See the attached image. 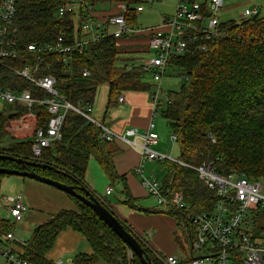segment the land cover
Returning a JSON list of instances; mask_svg holds the SVG:
<instances>
[{
    "label": "trees",
    "instance_id": "obj_1",
    "mask_svg": "<svg viewBox=\"0 0 264 264\" xmlns=\"http://www.w3.org/2000/svg\"><path fill=\"white\" fill-rule=\"evenodd\" d=\"M62 1L21 0L18 3L21 57L15 62L18 67L30 59L26 48L31 42L44 45L63 35L66 43L73 44L76 37L81 40L85 36L81 26L84 19L91 15L83 10L82 5L79 31H76L72 13L63 16L57 14ZM145 1L84 0L96 8L100 5L109 7L126 4L129 9L125 18L131 26H137L140 12L135 8L136 5ZM112 10L108 9L103 14L109 16L116 12ZM221 26L225 34L214 41H207L206 50L191 49L169 59L168 65L180 69L181 85L174 97L169 93L160 112L166 118L171 133L177 136L180 148V157L177 159L191 165L211 161L219 172L236 170L250 179H257L264 174V16L258 11L256 18L230 19L222 22ZM151 35L150 31L145 32L141 38L145 42H141L135 38L137 36L116 38L102 33L99 40H90L77 47L69 55L67 63L63 61V55L49 54L46 62L52 65L49 72L56 77L58 93L92 116L97 88L100 83L106 82L109 86L106 111L94 122L77 111L69 110L62 126V139L53 141L44 148L42 156L35 159L32 155L34 139L19 136L11 138L7 130L9 115L18 114L17 111L21 114L24 109L18 104L4 103L0 109V154L49 164L55 169L36 166L28 169L66 184L87 188L85 177L89 159L95 157L112 184L121 185V192L126 195L122 202L131 208L150 212V209L138 208L136 205L125 174H119L115 165L114 158L119 148L114 143L115 139L103 136L100 124L110 128V124L105 123L106 114L110 107L119 104L121 94L130 91L151 94L155 91V83L148 80L151 72L136 66L129 70L127 67L133 64L134 58H122L128 52L135 54L146 51ZM84 69L90 71L89 76L82 75ZM0 75V86L3 88L16 92L29 88L34 94L46 96L26 79L8 76V72L3 69H0ZM88 107H92V110L88 111ZM34 109L38 112V125L45 127L50 118L47 107L37 103ZM162 163L166 168V174L161 179L164 194L171 196L181 191L194 212L212 210L218 195L199 180L194 169L169 159ZM0 167L26 169L21 164L1 158ZM68 195L75 200L79 209H63L48 221L37 225L31 241L23 247L24 258L35 264H56L47 255L60 232L71 227L92 248V253L76 255L71 264H142L135 253L129 256L131 249L92 208L73 195ZM99 200L116 214L107 201ZM166 209L170 214L184 216L183 211ZM124 221L121 220L125 228L137 237L152 264H164L159 253L146 244V237ZM13 223L0 218V235L10 232Z\"/></svg>",
    "mask_w": 264,
    "mask_h": 264
},
{
    "label": "built area",
    "instance_id": "obj_2",
    "mask_svg": "<svg viewBox=\"0 0 264 264\" xmlns=\"http://www.w3.org/2000/svg\"><path fill=\"white\" fill-rule=\"evenodd\" d=\"M21 0H0V69L8 72V76L21 77L40 89L46 96L34 94L29 88H23L20 92L0 86V100L8 104H18L24 111L14 113L9 118L7 130L10 134L27 133L34 139L32 144L33 158L39 159L44 148L53 141L62 139V126L65 115L69 110L77 111L91 121L97 122L87 112L81 111L73 105L65 96L56 90V77L49 71L52 68L46 62L49 54L63 55L65 63L69 55L87 41H97L104 35H113L116 38L132 37L143 38L145 32L150 31L146 51L136 52L133 66L150 71L157 90L150 94L152 115L147 129L140 132L137 128L126 130V135L132 139L125 140L140 151V161L132 171L140 178L142 186L148 195L153 197L160 206L177 211H183V219L187 228L189 247L186 248L188 258L182 260L176 254H165L161 257L164 264H264V174L257 179H250L236 170L219 172L213 162H202L198 165L185 163L177 158L161 154L153 149L159 143V135L155 131L154 118L160 112L164 102L162 97L166 93L162 91L160 82L166 73L169 59L174 55L185 54L192 50H206L207 41L225 34L218 12L223 8L224 0H178L175 13L169 18L165 17L162 24L154 27L131 26L127 23L125 14L129 7L124 3L106 7L117 11L108 14L100 13L101 9L84 0H63L57 9V14L63 16L67 13L74 15L76 31H79V16L82 5L84 11L91 15L84 19L81 31L85 35L81 40L68 44L65 37L60 35L54 42L44 45L31 42L26 51L29 60L23 66L18 67L15 62L21 59L19 49V26L17 24L18 3ZM104 8V9H106ZM139 12L144 10L142 4L135 7ZM257 9L246 8L238 20L254 16ZM80 14V15H79ZM113 28V29H112ZM83 76H89L90 71L84 69ZM2 75H0L1 78ZM168 100V98H167ZM45 105L50 113L48 124L45 127L38 125V112L35 104ZM119 103H125V94L119 97ZM88 111L92 107L87 108ZM94 110V108H93ZM103 128V136L114 140L119 137L112 130L100 124ZM172 139L177 141V136L172 134ZM213 141L216 140L213 138ZM172 160L196 171L199 180L210 190L215 191L218 199L210 212H194L190 204L185 200L181 191L167 196L163 192L161 181L151 175L145 174L147 161ZM113 192L108 187L106 195ZM0 204L10 211L14 222L23 220L27 206L22 195H2ZM3 242H8L5 250L0 247V256L5 264H35L22 256L14 247L16 243L13 232L0 235ZM25 246V243H18ZM21 248V247H20ZM23 249V248H22ZM133 251H129L132 257Z\"/></svg>",
    "mask_w": 264,
    "mask_h": 264
},
{
    "label": "rangeland",
    "instance_id": "obj_3",
    "mask_svg": "<svg viewBox=\"0 0 264 264\" xmlns=\"http://www.w3.org/2000/svg\"><path fill=\"white\" fill-rule=\"evenodd\" d=\"M177 2L178 0H154L153 2L152 0H148L143 2L142 6L144 7V10L141 11L138 15L137 26L147 28L161 25L164 16H171L175 13ZM258 3L264 4V0H254V2H249V0H225L223 8L218 12V14H220L221 19L224 21L230 19L238 20L240 18V14L246 8H253ZM103 7L106 8L108 7V5L97 6L98 9H102ZM112 11H117V8L113 9ZM261 13L262 15H264V8L261 9ZM131 44H133V41L131 42ZM135 55L136 54L128 52L122 55V58H134ZM179 72V68L170 65L167 66L166 73L164 74L160 82V87L162 88V91L166 93V96L162 97L164 102L167 101L169 93H171L172 97H174L175 92L180 89L181 77ZM148 80L150 83H154L153 78L151 76ZM153 88L155 91L157 90L156 86H154ZM108 93V83H100L95 94L94 111L92 113V117L96 120H99L106 111ZM3 106L4 102L0 100V109H2ZM124 108L125 105H116L110 107L106 114L105 123H112L113 114L119 109H121V111L124 110ZM135 118L136 123L134 127H136L140 132L145 131L150 123L151 116L144 115L143 111H136ZM154 121L155 131L159 135V143L153 146V149L161 154L170 156L171 158H179V144L177 141H174L172 139L170 126L168 125V122L162 112H159L158 115H156ZM15 136L25 138L28 137V134H15ZM116 142L121 144L123 148L126 147L125 150L127 151L130 147L132 148L130 144L125 143L124 141L120 142L119 140H117ZM125 150L118 149L116 150V153H124ZM128 166L129 165H126L125 169L128 168ZM144 169L147 177L153 175L157 177L160 181L164 178L166 174L165 165H163V163L158 160L147 161ZM122 172V174H125L127 184L132 195L134 196V194H137L139 196H134L138 208L140 207L151 210L150 212H145L143 210L131 208L128 204L123 203L130 209L138 211L139 214L145 215V217L138 221V225L140 226V228L134 224L132 227L142 235L145 234L147 231H152L153 236L152 241H150L151 244L149 243V241H146V244L148 246L152 245L153 247L161 251L163 254L175 252V254H177L182 260L187 259L188 252L186 248L189 247V241L187 239V228L183 217H180L175 213L170 214L169 211L164 206H160L153 197H144V189L140 184V178L138 176H135L134 172H132V169L130 170L129 168L126 169V171ZM21 179L22 178L17 175H0V198L2 195L16 196L21 191L24 193L25 191L24 189H22V182H20ZM37 183H40L41 185H43V187H50L41 182ZM132 185H134V187ZM96 186L98 188V195L100 197L105 196V198L112 203H117L121 200L123 201L126 198V195L121 192V185L116 184L114 186L110 178L109 180H107L106 183L98 181ZM107 186H114L112 195H106L105 190ZM62 193L68 195L66 192ZM68 199L70 203H75V200L71 198ZM25 204L27 206V211L25 212L26 216L27 213H32L34 209L28 203ZM29 214L27 215L28 217L24 216L23 220L19 222H14V218L11 216L10 211L0 204V218L9 219L11 222H14L10 231L13 232L15 236L16 243L14 244V247L16 248V250L20 247L23 248V246H20L18 244L19 242L25 243V245H27L32 239L35 227L39 224L44 223L48 219V213H45L41 210L37 211V215ZM262 223H264V217L262 218ZM0 247L6 250L9 247V243L3 242L0 239ZM71 247L74 249L73 251H69L71 250ZM89 251L90 246L85 238L80 237L76 233H73L71 231H63L59 234L48 257L51 260H54L57 264H60V260L61 264H71L72 260L76 255L82 252L84 253ZM155 253L159 252L155 251ZM159 254L158 256L160 258L164 256L161 253ZM5 263V259L0 256V264Z\"/></svg>",
    "mask_w": 264,
    "mask_h": 264
},
{
    "label": "crops",
    "instance_id": "obj_4",
    "mask_svg": "<svg viewBox=\"0 0 264 264\" xmlns=\"http://www.w3.org/2000/svg\"><path fill=\"white\" fill-rule=\"evenodd\" d=\"M153 1L154 0H152V2ZM249 2H254V0H249ZM263 8H264V4L263 3H258L252 9H257L261 13V9H263ZM105 11H107V9H104V7H103L100 10V13H105ZM261 15H262V13H261ZM165 17H170V16H164L163 19ZM143 40H145V39H140L141 42H145ZM124 94H125V103H119L118 105H125V108L122 111H121L122 108L117 110L113 114L112 123H110V129L114 133H116L119 137H121V138L115 139L114 143L116 144V146L119 149H122V150H125L126 147L123 148L121 146V144L117 143L116 141L119 140L120 142L124 141L125 143H127L122 138H125V139H128V140L132 139L131 137L125 136V135H126V130L127 129L136 128V127H134L135 123H136V118H135L136 111H143L144 115H148V116L152 115L150 93H147V92H132V91H130V92H126ZM10 136H11V138H15L16 137L14 134H10ZM140 157H141V155H140L139 149L137 147H133V146H132V148L130 147L128 151L125 150L124 153H122V152L117 153L115 155V158H114L115 165H117V171L119 173H121L122 171H126V169H129V168H130V170L133 169L134 166L138 164V161H140ZM118 164H119V167H118ZM126 165H129V166H128V168L125 169ZM123 169H125V170H123ZM135 176H137V175H135ZM21 178H22L21 179L22 181L20 180V182H22V189H24L25 192L23 193L21 191L17 195H22L23 200L25 201V203H28L34 209V211L32 213H30V214L27 213L25 217H28L27 216L28 214L29 215H31V214L37 215V211L41 210V211H44L45 213L46 212L48 213V219L46 220V221H48L55 214H57L59 211H61L63 209H67V210H78L79 209V207H78L76 202L75 203H73V202L70 203L68 198H71V197L69 195H65L64 193H62L64 191H62V190H60V189H58V188H56L54 186L48 185V184H46V185L50 186V187H43V185H41L40 183H37L39 181H36L34 179H31V178H25V177H21ZM85 179H86V183L88 185V188L99 199H103V200L107 201L110 204L111 208L114 210V212L120 218L125 220L131 226H133V224H134V225H136L137 227L140 228V226L138 225V221L140 219H142L143 217H145V215H141V214L138 213V211L130 209L129 207L125 206L123 204L122 200L118 201L117 203H112L109 200H107L105 198V196L100 197L98 195V190H97L98 188L96 186L98 181L102 182V183H106L107 180H109V178L105 174L104 170L102 169V167L100 166L99 162L97 161V159L95 157H91L89 159V164H88V168H87ZM30 180H32V181H30ZM140 184H141V182H140ZM132 186L134 187V185H132ZM141 186H142V184H141ZM108 187H112L113 188V186H107L106 190H107ZM142 188L144 189V197H148L149 195H148L147 190L143 186H142ZM106 190H105V192H106ZM112 194H113V192L111 194H109V195H112ZM134 196L139 197L137 194L136 195L134 194ZM63 231H71L73 233H76L78 236L82 237L77 231L73 230L71 227H68V228H66ZM143 235L146 237L147 241H149V243L151 244L150 241H152V236H153L152 231H147ZM150 246L156 252H159V253L163 254L161 251H159L158 249H156L152 245H150ZM70 249L71 250H69V251H73L74 250L72 247ZM17 250L20 253H23V249L22 248H18ZM49 253H48V255H49ZM84 253H92L91 246H90V251L89 252H84ZM169 254H175V252H172V253H169ZM163 255H165V254H163ZM52 261L54 263H56L54 260H52ZM59 263L61 264V260L59 261Z\"/></svg>",
    "mask_w": 264,
    "mask_h": 264
},
{
    "label": "water",
    "instance_id": "obj_5",
    "mask_svg": "<svg viewBox=\"0 0 264 264\" xmlns=\"http://www.w3.org/2000/svg\"><path fill=\"white\" fill-rule=\"evenodd\" d=\"M258 16V13L254 15V18ZM13 114L9 115V118H12ZM0 158L12 162H16L21 164L26 169L21 170L17 168H7L0 167V174L6 175H17L20 177L31 178L36 181L54 186L67 194L73 195L77 199H79L83 204L89 206L93 209V211L123 240V242L135 253L140 259L142 264H152L149 259L146 250L141 245L137 237L134 236L131 232H129L124 224L121 222L119 217L113 212L109 211L106 208L99 198L86 186H75L71 184L63 183L59 180L52 179L51 177L43 176L33 170L28 169L30 166L43 167L48 169H55L49 164L31 161L29 159L15 157L10 154L1 153ZM57 172H61L60 170H56ZM79 190L81 192H79Z\"/></svg>",
    "mask_w": 264,
    "mask_h": 264
}]
</instances>
